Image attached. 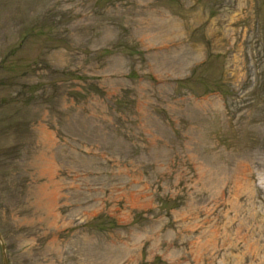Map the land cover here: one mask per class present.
Here are the masks:
<instances>
[{
	"label": "rangeland",
	"instance_id": "rangeland-1",
	"mask_svg": "<svg viewBox=\"0 0 264 264\" xmlns=\"http://www.w3.org/2000/svg\"><path fill=\"white\" fill-rule=\"evenodd\" d=\"M0 125V264H264V0H0Z\"/></svg>",
	"mask_w": 264,
	"mask_h": 264
},
{
	"label": "bare ground",
	"instance_id": "bare-ground-1",
	"mask_svg": "<svg viewBox=\"0 0 264 264\" xmlns=\"http://www.w3.org/2000/svg\"><path fill=\"white\" fill-rule=\"evenodd\" d=\"M252 205L254 206V203H251L250 205H240V207H239L238 209L241 210L242 208H245V210L247 211L248 209H246V207H249V206H252ZM251 208H252V207H251ZM253 208H254V207H253ZM253 208H252V209H253ZM216 210H217V212H220V213H219V215H215V216H217V217H213V219H212L213 222H215V219L218 220V219H221V218H222V215H221L222 212H221L220 210H218V207H217ZM246 211H245V212H246Z\"/></svg>",
	"mask_w": 264,
	"mask_h": 264
},
{
	"label": "trees",
	"instance_id": "trees-1",
	"mask_svg": "<svg viewBox=\"0 0 264 264\" xmlns=\"http://www.w3.org/2000/svg\"><path fill=\"white\" fill-rule=\"evenodd\" d=\"M24 125V124H23ZM4 131V127L0 125V133Z\"/></svg>",
	"mask_w": 264,
	"mask_h": 264
},
{
	"label": "water",
	"instance_id": "water-1",
	"mask_svg": "<svg viewBox=\"0 0 264 264\" xmlns=\"http://www.w3.org/2000/svg\"><path fill=\"white\" fill-rule=\"evenodd\" d=\"M6 259V256L4 255V260Z\"/></svg>",
	"mask_w": 264,
	"mask_h": 264
}]
</instances>
